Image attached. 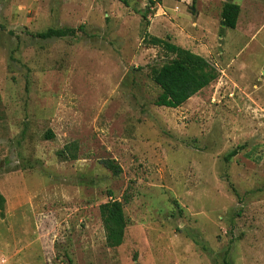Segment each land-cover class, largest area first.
I'll return each mask as SVG.
<instances>
[{
    "label": "rangeland",
    "instance_id": "1",
    "mask_svg": "<svg viewBox=\"0 0 264 264\" xmlns=\"http://www.w3.org/2000/svg\"><path fill=\"white\" fill-rule=\"evenodd\" d=\"M145 31L218 79L156 107L172 56ZM124 195L109 249L98 207ZM0 196V264H264V0H0Z\"/></svg>",
    "mask_w": 264,
    "mask_h": 264
},
{
    "label": "trees",
    "instance_id": "2",
    "mask_svg": "<svg viewBox=\"0 0 264 264\" xmlns=\"http://www.w3.org/2000/svg\"><path fill=\"white\" fill-rule=\"evenodd\" d=\"M195 0H193L194 2ZM240 8L233 3H226L221 12V25L234 30ZM79 29H48L44 33L37 34L39 39L75 37ZM143 41L147 46L162 48L172 58L160 67L152 66L149 69V78L160 89V94L154 102L156 107L177 109L190 98L215 82L219 73L206 59L193 52L178 47L171 42L151 36L144 32ZM48 136L52 137L51 133ZM240 148L230 152L225 160L236 156ZM62 160H76L74 147H65L58 152ZM103 166L113 175L121 173V169L112 160L102 162ZM111 196V193H109ZM129 197L124 195L122 200L111 199L98 207L99 217L105 235V245L109 249H115L123 244L127 220L124 214V206ZM4 199L0 196V208Z\"/></svg>",
    "mask_w": 264,
    "mask_h": 264
}]
</instances>
